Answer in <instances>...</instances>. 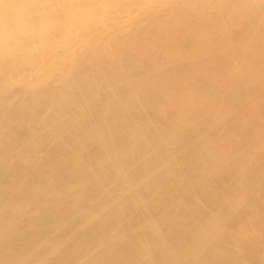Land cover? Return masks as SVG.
Listing matches in <instances>:
<instances>
[{
  "label": "bare ground",
  "instance_id": "1",
  "mask_svg": "<svg viewBox=\"0 0 264 264\" xmlns=\"http://www.w3.org/2000/svg\"><path fill=\"white\" fill-rule=\"evenodd\" d=\"M0 264H264V0H0Z\"/></svg>",
  "mask_w": 264,
  "mask_h": 264
}]
</instances>
